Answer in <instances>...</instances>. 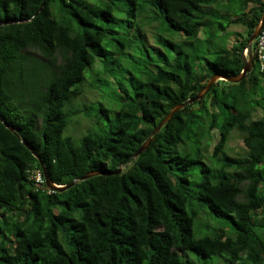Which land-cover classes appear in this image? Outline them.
Masks as SVG:
<instances>
[{
    "label": "trees",
    "instance_id": "trees-1",
    "mask_svg": "<svg viewBox=\"0 0 264 264\" xmlns=\"http://www.w3.org/2000/svg\"><path fill=\"white\" fill-rule=\"evenodd\" d=\"M263 12L264 0H0V264H264L255 55L244 79L216 81L133 157L214 74L242 72ZM232 25L248 36L236 42ZM79 123L77 146L65 129ZM33 152L58 185L122 172L52 190Z\"/></svg>",
    "mask_w": 264,
    "mask_h": 264
},
{
    "label": "water",
    "instance_id": "water-1",
    "mask_svg": "<svg viewBox=\"0 0 264 264\" xmlns=\"http://www.w3.org/2000/svg\"><path fill=\"white\" fill-rule=\"evenodd\" d=\"M41 9V8H40ZM264 26V12L263 15L260 19V22L258 23V25L255 27L252 35L250 36V38L248 39L247 42V46L246 48H248L249 50V54L248 56H246L243 53V60L245 63V66L242 70V72L239 75H234V76H228V75H223V74H214L211 79L209 80V82L207 83V85L194 97H192L191 99H189L186 102L180 103L178 105H176L169 114H167V116L160 122V124L158 125V127L156 128V130L150 135V137L146 140V142L135 152V154L133 155L134 158H137L141 153H143L144 151H146L151 142L154 140L155 136L161 131V129L166 125V123H168V121L174 116V114L179 111L181 108H183L184 106L191 104L199 99H201L207 92L208 90L211 88V86L218 80H226L229 82H240L242 79H244L246 77V75L252 70L253 66H254V57H253V53H252V49H253V44L255 42V39L258 37V35L261 32V29ZM7 127L10 128L12 131L14 130L12 126L7 124ZM30 150L33 151L31 146H28ZM35 154V152H33ZM40 160H41V164H42V168H43V172H44V176L46 179V185L48 188L52 189V190H58V191H64L70 187H72L74 184H76L79 181H83L87 178L93 177L95 175H112V174H120L122 172V167H120L118 170L116 171H92V172H88L86 173L84 176L82 177H78L75 178L72 182H70L69 184H65V185H58L55 182L52 181V179L49 176V173L44 165V162L42 161L41 157L37 154H35Z\"/></svg>",
    "mask_w": 264,
    "mask_h": 264
},
{
    "label": "rangeland",
    "instance_id": "rangeland-1",
    "mask_svg": "<svg viewBox=\"0 0 264 264\" xmlns=\"http://www.w3.org/2000/svg\"><path fill=\"white\" fill-rule=\"evenodd\" d=\"M231 31L233 32H238V34H235L234 39L236 42H240L241 40H243L244 38H246L248 36V33H246L245 31V27L243 25H232L231 28H229ZM150 41H152V43H154V38H152L151 36L149 37ZM233 44V39L230 38L229 40L227 39V45L231 46ZM258 64L256 63V68L255 70H259L258 69ZM101 68V67H99ZM110 82L113 84H117V80L112 77L110 79ZM108 92V91H107ZM101 91H99L96 88L93 89H87L86 94L84 99L85 103L87 102L88 105H92L94 104V100H100L101 98ZM106 101L110 102L113 99V95H111L110 97H105L104 98ZM103 100V98H102ZM91 102V103H90ZM262 109V108H260ZM260 115H262V110L258 111V117H260ZM79 116L76 117V119ZM83 121V118H80V122ZM86 130V125H83L81 123H79V126L75 127V124H70L66 129H65V135H71L73 137L74 142L76 143V145L78 146L80 144V137L81 135L85 132ZM231 147L234 149V152H241V149L243 148V142L241 141V139L238 137V135H236V137H234L231 141ZM201 164H197L196 167H200ZM194 180H199V182L201 183V176L199 174H196L194 177ZM209 216L208 212H204L203 216L197 220V224H196V234L199 235H205L207 233H200V228L199 226H204L207 225L209 223V219L206 217ZM215 216V215H214ZM215 217H219V216H215ZM198 221H199V226H198ZM212 223L216 222V219H211ZM202 224V225H201ZM210 233V232H208Z\"/></svg>",
    "mask_w": 264,
    "mask_h": 264
},
{
    "label": "built area",
    "instance_id": "built-area-1",
    "mask_svg": "<svg viewBox=\"0 0 264 264\" xmlns=\"http://www.w3.org/2000/svg\"><path fill=\"white\" fill-rule=\"evenodd\" d=\"M255 41V49H252L253 57L255 55V60L258 63L259 69L264 71V26ZM243 53L248 56V48H245ZM34 177L38 182H42L41 173L39 171L36 172Z\"/></svg>",
    "mask_w": 264,
    "mask_h": 264
}]
</instances>
